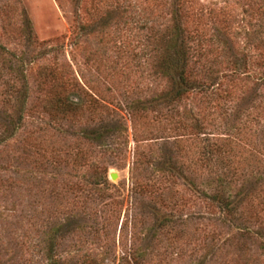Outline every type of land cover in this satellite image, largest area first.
Wrapping results in <instances>:
<instances>
[{"label":"rangeland","instance_id":"374dc122","mask_svg":"<svg viewBox=\"0 0 264 264\" xmlns=\"http://www.w3.org/2000/svg\"><path fill=\"white\" fill-rule=\"evenodd\" d=\"M84 262L264 264V0H0V264Z\"/></svg>","mask_w":264,"mask_h":264},{"label":"trees","instance_id":"16d2710c","mask_svg":"<svg viewBox=\"0 0 264 264\" xmlns=\"http://www.w3.org/2000/svg\"><path fill=\"white\" fill-rule=\"evenodd\" d=\"M165 58L166 57H164L162 59V64H159V67L161 68L162 72H164L165 74L168 75V73H169L168 66L169 65H168V62L165 60ZM178 61H179V64L181 65L179 73H178L180 81L178 83V86H177L176 90L174 91V94L172 95L173 98L181 96V94L184 92V88H182V85H186L187 84L185 82V79H184V76H183L184 73H185V68L187 66V61H186V57H185V51L182 48L180 49V52H178ZM172 85H174V82L172 83ZM83 105H84L83 101L80 102V103L79 102L78 103L77 102L76 103L75 102L72 103V102H68L67 101L65 103H61L60 112H66V110L67 111H75V110L80 109ZM64 228L67 230V229H69V226L68 225L63 226L60 231L62 232L64 230ZM82 264H85V262L82 263Z\"/></svg>","mask_w":264,"mask_h":264},{"label":"water","instance_id":"95a60500","mask_svg":"<svg viewBox=\"0 0 264 264\" xmlns=\"http://www.w3.org/2000/svg\"><path fill=\"white\" fill-rule=\"evenodd\" d=\"M110 178H111V179H114V178H115L114 174L111 173V174H110Z\"/></svg>","mask_w":264,"mask_h":264}]
</instances>
